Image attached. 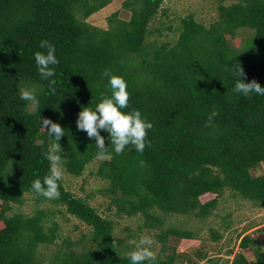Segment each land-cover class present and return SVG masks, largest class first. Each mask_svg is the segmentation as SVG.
Here are the masks:
<instances>
[{
  "label": "trees",
  "instance_id": "obj_1",
  "mask_svg": "<svg viewBox=\"0 0 264 264\" xmlns=\"http://www.w3.org/2000/svg\"><path fill=\"white\" fill-rule=\"evenodd\" d=\"M114 1L0 0V264H130L135 242L128 241L135 235L118 237L116 221L98 212L92 195L77 197L62 179L56 199L31 190L32 182L49 171L44 154L52 138L40 117L65 128L60 140L64 171L79 178L98 162L92 175L105 181L99 193L119 219L142 218L143 227L151 229L162 223L159 214L204 221L226 193L264 208V96L234 93L229 70L241 63L245 82L256 80L264 87V0L220 4L218 19L209 27L190 15L182 20L175 43L160 42L163 28L173 31V25L153 26L168 17L166 0H126L125 16L113 13L107 27L89 22ZM241 30L250 37L234 46ZM42 40L55 46L60 61L54 66V92L35 64L34 53L46 51ZM105 71L127 81L131 95L125 111L139 109L153 123L143 153L129 146L120 155L98 159L95 140L77 129L82 107H94L102 93L110 95ZM28 88L36 89L37 105L20 99V91ZM101 135L107 147L109 134L102 130ZM29 196L37 206L31 214L7 215ZM50 201L65 209L56 212ZM54 213L72 215L90 227L95 249H73L67 239L49 263L41 262L40 247L60 237ZM209 231L212 241L224 237L221 228ZM170 237L193 241L198 234L176 228L156 234L162 244L156 264H198L208 258L202 250L187 256L172 248ZM239 247L252 250L256 264H264L262 245L253 235L246 234ZM232 264L250 263L239 252Z\"/></svg>",
  "mask_w": 264,
  "mask_h": 264
},
{
  "label": "rangeland",
  "instance_id": "obj_2",
  "mask_svg": "<svg viewBox=\"0 0 264 264\" xmlns=\"http://www.w3.org/2000/svg\"><path fill=\"white\" fill-rule=\"evenodd\" d=\"M126 0H115L111 5L102 10L101 12L93 15L89 22L98 27H107V19L115 12L120 11L121 16H125L123 10V3ZM239 0H166L163 9H167V16L162 19V23H153L154 27L170 26L173 25V31H168L163 28L164 36L160 38V42L175 43L179 37V29L183 19L193 15L195 20L204 26H210L218 19V7L220 4L229 6L238 2ZM165 23V24H164ZM239 35L232 40V44H244L246 39L250 37V33L245 30L238 32ZM156 38L157 35L154 34ZM153 39V38H152ZM98 162L95 161L88 166L85 174L82 177H73L66 171L62 176L64 186L77 197L90 198L91 204L97 208L98 212L103 216L116 221V234L120 238H125L130 234H134L135 238L130 239L128 242L138 243L141 236L150 235L154 238V243L151 245L155 255H158L162 249V244L155 239L156 234H160L163 230L168 228L176 229H191L198 234L197 240L193 241H180L177 238L170 237L168 245L172 248L178 247L187 256H194L196 251L202 250V253L207 254V259L199 262L198 264H232L235 254L242 252L248 259L250 264H256V257L252 250H242L239 245L242 238L246 234H251L257 238L264 252V208L254 207L251 203L243 199L232 198L229 193H226L221 199L219 207L214 210L212 216L208 219L201 221L195 217L180 216H165L159 214L162 218V223L159 224L157 229L145 228L144 220L142 218H122L119 219L115 215V209L108 210L109 200L103 197L99 190L105 187V181H102L98 176L92 175L96 172ZM263 169V168H260ZM264 170V169H263ZM257 171L255 175L263 172ZM213 198L207 196L202 199L207 202ZM49 206L53 210L65 209L61 206H55L49 202ZM42 207H47L43 204ZM37 206L33 196H29L26 204L23 206H14L13 211L7 215H12L15 212L23 211L26 214H31ZM2 205H0V213ZM52 221L59 224V238L54 245L42 246L39 249V259L43 263H49L58 252L60 245L65 240L69 239L73 243V249L88 250L89 248L95 249L92 244V229L83 224L80 220L72 215L64 214L52 215ZM52 224V222L50 223ZM231 227L226 230L225 226ZM4 224L0 223V229ZM143 227V228H142ZM221 228L224 237L220 241H212L209 229ZM142 228V230L140 229ZM131 229V231H129ZM239 236V237H238ZM86 245V246H85ZM230 250L233 253H230Z\"/></svg>",
  "mask_w": 264,
  "mask_h": 264
},
{
  "label": "clouds",
  "instance_id": "obj_3",
  "mask_svg": "<svg viewBox=\"0 0 264 264\" xmlns=\"http://www.w3.org/2000/svg\"><path fill=\"white\" fill-rule=\"evenodd\" d=\"M40 48L46 51H36L34 53L37 71L44 80H48L49 86L56 83L55 67L60 63L56 55V48L47 40L40 42ZM235 78L233 92L244 96H264V87L256 80L246 83L244 80V69L241 63L233 65L229 69ZM108 78L106 87L110 90V95L101 94L102 99L94 107H82L76 121L78 131L87 133L89 139L95 140L96 155L98 159H110L112 154L120 155L129 146L138 153H143L148 141V131L153 128V123L143 116L139 109L125 111L129 107L130 92L127 81L120 75H114L109 71L103 74ZM54 92L55 89L51 88ZM20 99L30 102L32 105L39 103L38 94L35 88L21 90ZM215 112L209 115L208 121L211 123ZM40 126L45 129L47 135L52 138L45 158L49 162L48 174L41 179H35L31 184V190L45 199H56L60 195V181L64 174L61 152L63 149L60 140L65 136V128L59 123L53 122L49 118L40 117ZM108 135L109 145L105 146V137L101 132ZM154 238L150 235L141 236L138 243H134V248L128 253L130 264H156V255L151 248Z\"/></svg>",
  "mask_w": 264,
  "mask_h": 264
}]
</instances>
